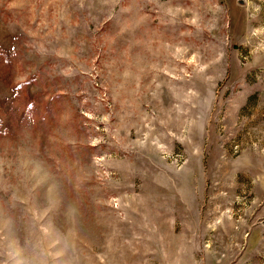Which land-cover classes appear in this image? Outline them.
Listing matches in <instances>:
<instances>
[{
	"label": "rangeland",
	"instance_id": "374dc122",
	"mask_svg": "<svg viewBox=\"0 0 264 264\" xmlns=\"http://www.w3.org/2000/svg\"><path fill=\"white\" fill-rule=\"evenodd\" d=\"M0 264H264V0H0Z\"/></svg>",
	"mask_w": 264,
	"mask_h": 264
}]
</instances>
